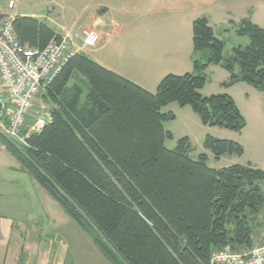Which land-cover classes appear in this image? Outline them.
<instances>
[{
    "label": "trees",
    "instance_id": "trees-1",
    "mask_svg": "<svg viewBox=\"0 0 264 264\" xmlns=\"http://www.w3.org/2000/svg\"><path fill=\"white\" fill-rule=\"evenodd\" d=\"M15 28L29 48L60 38L27 17L17 16ZM237 33L250 43L226 58L225 43L207 19L195 21L194 72L165 77L155 94L78 54L43 97L56 108L43 130L26 138L28 147L0 135L21 169L112 264H210L225 247H253L252 222L264 208V170L210 169L207 154L189 157L188 138L168 150L165 142L174 136L164 123L176 116L162 113L177 103L191 107L204 126L236 133L247 127L231 96L200 93L210 65L230 73L225 87L245 83L264 92V29L244 19ZM75 75L85 80L86 95L81 86H69ZM204 147L216 160L245 154L240 144L211 136Z\"/></svg>",
    "mask_w": 264,
    "mask_h": 264
},
{
    "label": "rangeland",
    "instance_id": "rangeland-1",
    "mask_svg": "<svg viewBox=\"0 0 264 264\" xmlns=\"http://www.w3.org/2000/svg\"><path fill=\"white\" fill-rule=\"evenodd\" d=\"M44 1L46 2V9L53 7V4H57L54 12L56 17H58V14H68L61 3H55L51 0ZM7 2L8 0L5 3L6 7ZM259 2V4L254 5V9L258 11V21L261 23V28L264 29V0H259ZM34 3H38V1L24 0L22 8L20 10L16 9L13 14H28V8L37 5ZM5 11L7 9H4L3 12ZM242 14V12L237 11L235 17H233L237 23L242 20ZM216 30L220 33L221 28L217 27ZM227 36L228 44L225 56H229L232 47L237 46V41H248V45L250 43L248 37L240 38L239 35L237 36L232 27H230V34ZM96 48H85L86 55L89 58L100 60L98 56L101 53L96 52ZM193 72L194 67L190 73ZM226 74L220 68L214 66L208 68L204 72L206 85L200 91L202 96L211 97L226 94L227 89L222 84ZM74 85L81 86L85 95L89 91L85 80L79 75H75L69 84L70 87ZM230 93L235 98L233 99L247 122V127L241 132L242 134L218 127L204 126L191 107H181L177 103H173L162 109V113H172L176 116L174 121L164 123L165 130L171 132L174 136L173 139L165 142L166 148L173 151L178 147V142L181 139L188 138L190 141L189 157L192 160H197L201 154H207L210 169L221 170L233 165H252L264 170V92H260L248 84L241 83L232 88ZM0 96L4 109L9 112L10 103L3 94L1 86ZM41 102L34 109V116L31 117L33 121L36 120L35 117L49 118L52 110L56 108L48 99L43 98ZM36 110L43 113L37 115ZM7 121L3 120V124H6ZM0 135L6 137L1 131ZM207 136L233 141L237 144H240L238 141L242 140L245 146L240 145L244 148L246 154L243 156L226 155L220 160H216L214 154L204 147ZM233 137L236 140L231 139ZM261 188L264 193V182L261 184ZM63 217L67 218L68 215L63 211L60 204L48 195L31 175L20 168L19 163L8 151L0 149V261L10 258L12 253L13 256L18 255L16 261L23 260L20 256L21 251L17 252L15 250V247L20 246V242L11 241L6 235L7 228H10V225L13 224L16 230L22 229V226L30 229V236L34 241H31L32 239L29 241V264H33L35 261H37L35 264H112L100 252L95 243L91 242L92 239L88 235L89 241L84 242L79 236L78 230H75V224L66 223ZM67 219H70V217ZM77 229L81 230L78 226ZM252 229L253 247L251 249L264 247V208L253 220ZM251 249L242 248L240 250L247 251ZM26 262L24 261V263Z\"/></svg>",
    "mask_w": 264,
    "mask_h": 264
},
{
    "label": "crops",
    "instance_id": "crops-1",
    "mask_svg": "<svg viewBox=\"0 0 264 264\" xmlns=\"http://www.w3.org/2000/svg\"><path fill=\"white\" fill-rule=\"evenodd\" d=\"M16 1L15 10H20L24 0ZM37 1L38 3H34L37 5L28 8V14H14L46 25L60 38L69 37L79 49V54L88 58L83 47L84 33L86 31L97 33L100 42L95 50L101 53L98 56L100 60L90 59L110 73L126 79L150 94L156 93L165 77L183 76L193 71V25L198 19H207L215 37L224 41L225 50L230 27L237 36L238 24L246 18L261 27L258 11L254 9V5L260 3L259 0H51L61 3L68 11V14H58V17L54 14L57 4L46 9L44 0ZM5 3L6 0H0V13L6 12H3L7 9ZM237 11L243 13L241 15L243 18L238 23L233 18ZM217 27L221 28L220 33L217 32ZM237 43V46L232 47L229 56L233 49L248 45V41H237ZM211 66L227 73L223 85L230 81V73L221 65H210L208 68ZM238 84L226 87V94L234 98L230 92ZM41 103V100L37 101L35 107ZM36 112L40 115L42 111L36 110ZM45 119L48 121L50 117ZM231 139L236 140L234 137ZM238 142L245 146L242 140ZM0 149L7 151L1 144ZM63 218L66 223L75 224L74 228L78 230L84 242L89 241V237L77 229V224L71 218L67 219L69 216ZM6 235L11 241L20 242V246L15 247V250L21 251L20 256L23 260L16 261L18 255L13 256L12 253L10 258L0 261V264H29V241L32 239L30 229L22 226V229L16 230L12 224L7 228ZM91 242L93 243L92 240Z\"/></svg>",
    "mask_w": 264,
    "mask_h": 264
},
{
    "label": "built area",
    "instance_id": "built-area-1",
    "mask_svg": "<svg viewBox=\"0 0 264 264\" xmlns=\"http://www.w3.org/2000/svg\"><path fill=\"white\" fill-rule=\"evenodd\" d=\"M16 6V0H9L7 11L0 13V86L10 101V111L0 116V131L28 147L26 138L40 133L47 124L42 117L31 119L37 101L48 94L79 49L69 37H54L42 49L22 45L15 28ZM99 42L95 32L84 33V48L97 47ZM3 120L8 121L3 124ZM210 264H264V247L247 251L225 247L213 253Z\"/></svg>",
    "mask_w": 264,
    "mask_h": 264
},
{
    "label": "water",
    "instance_id": "water-1",
    "mask_svg": "<svg viewBox=\"0 0 264 264\" xmlns=\"http://www.w3.org/2000/svg\"><path fill=\"white\" fill-rule=\"evenodd\" d=\"M4 110H5V109H4V104H3L2 98H1V96H0V116L3 115Z\"/></svg>",
    "mask_w": 264,
    "mask_h": 264
}]
</instances>
